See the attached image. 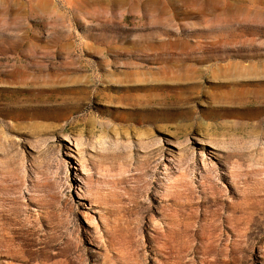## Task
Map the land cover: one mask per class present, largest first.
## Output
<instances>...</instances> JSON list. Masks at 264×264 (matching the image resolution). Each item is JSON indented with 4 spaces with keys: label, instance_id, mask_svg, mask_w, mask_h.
<instances>
[{
    "label": "rangeland",
    "instance_id": "rangeland-1",
    "mask_svg": "<svg viewBox=\"0 0 264 264\" xmlns=\"http://www.w3.org/2000/svg\"><path fill=\"white\" fill-rule=\"evenodd\" d=\"M15 99L0 264H264V0H0Z\"/></svg>",
    "mask_w": 264,
    "mask_h": 264
},
{
    "label": "bare ground",
    "instance_id": "bare-ground-1",
    "mask_svg": "<svg viewBox=\"0 0 264 264\" xmlns=\"http://www.w3.org/2000/svg\"><path fill=\"white\" fill-rule=\"evenodd\" d=\"M13 96V95H12ZM11 96V97H12ZM9 97V96H8ZM7 97V98H8ZM12 99V98H11ZM28 104V103H27ZM156 106L155 107H150V106H147V105H145L144 104V102H140L139 101V104L137 105V104H134V105H131L130 106V109H134V108H137L138 107V109H140L139 107H144L145 109H149V110H151V111H153V113L154 112H157V113H160L162 110H163V103H162V100L161 99H158V100H155V103H154ZM17 106L19 107V104H18V102L16 101V99L15 100H11V101H6V100H3V103H0V113L2 114L5 110H8L9 111V109H11V108H17ZM23 106V105H22ZM21 106V107H22ZM25 106V105H24ZM147 112V111H146ZM79 120V119H78ZM237 130V129H236ZM238 131H239V129H238ZM243 131V130H242ZM240 132V131H239ZM257 133V132H256ZM238 135V134H237ZM241 136V135H240ZM152 152H153V160H156V158L158 157V156H160L161 154H162V150H161V148H159V147H157V148H154L153 150H152ZM176 260V259H175Z\"/></svg>",
    "mask_w": 264,
    "mask_h": 264
}]
</instances>
